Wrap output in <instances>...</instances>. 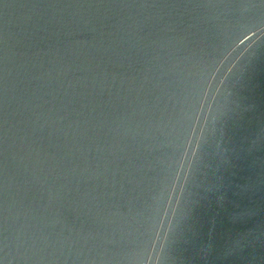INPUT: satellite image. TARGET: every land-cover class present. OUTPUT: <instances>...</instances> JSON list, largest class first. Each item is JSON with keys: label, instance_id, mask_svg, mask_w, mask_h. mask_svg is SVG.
Wrapping results in <instances>:
<instances>
[{"label": "water", "instance_id": "1", "mask_svg": "<svg viewBox=\"0 0 264 264\" xmlns=\"http://www.w3.org/2000/svg\"><path fill=\"white\" fill-rule=\"evenodd\" d=\"M0 264H264V0H0Z\"/></svg>", "mask_w": 264, "mask_h": 264}]
</instances>
